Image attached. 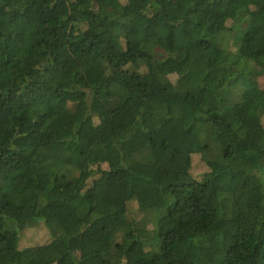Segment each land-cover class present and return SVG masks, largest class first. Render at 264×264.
<instances>
[{
  "label": "trees",
  "instance_id": "16d2710c",
  "mask_svg": "<svg viewBox=\"0 0 264 264\" xmlns=\"http://www.w3.org/2000/svg\"><path fill=\"white\" fill-rule=\"evenodd\" d=\"M262 75L264 0H0V264H264Z\"/></svg>",
  "mask_w": 264,
  "mask_h": 264
},
{
  "label": "rangeland",
  "instance_id": "374dc122",
  "mask_svg": "<svg viewBox=\"0 0 264 264\" xmlns=\"http://www.w3.org/2000/svg\"><path fill=\"white\" fill-rule=\"evenodd\" d=\"M108 2L112 0H107ZM232 42L235 40L231 39ZM170 77L174 80L175 75L172 74ZM258 82L262 90H264V75L261 77H258ZM197 174V170L193 171V176ZM128 207L130 208L131 211H134V209L137 207V204L135 201H129L128 202ZM48 238V232L46 228L41 224L37 223L34 224L33 226L27 228L21 238V245L22 246H31L37 243L44 242Z\"/></svg>",
  "mask_w": 264,
  "mask_h": 264
}]
</instances>
